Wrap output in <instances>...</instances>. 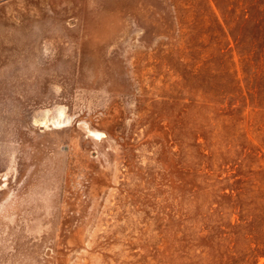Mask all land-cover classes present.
Listing matches in <instances>:
<instances>
[{
  "label": "rangeland",
  "instance_id": "374dc122",
  "mask_svg": "<svg viewBox=\"0 0 264 264\" xmlns=\"http://www.w3.org/2000/svg\"><path fill=\"white\" fill-rule=\"evenodd\" d=\"M0 264H264V0H0Z\"/></svg>",
  "mask_w": 264,
  "mask_h": 264
},
{
  "label": "trees",
  "instance_id": "16d2710c",
  "mask_svg": "<svg viewBox=\"0 0 264 264\" xmlns=\"http://www.w3.org/2000/svg\"><path fill=\"white\" fill-rule=\"evenodd\" d=\"M234 39L237 41V44L239 45L241 43V41H239L240 39L238 38V36L234 37ZM243 50L241 49L240 52H242Z\"/></svg>",
  "mask_w": 264,
  "mask_h": 264
},
{
  "label": "bare ground",
  "instance_id": "6f19581e",
  "mask_svg": "<svg viewBox=\"0 0 264 264\" xmlns=\"http://www.w3.org/2000/svg\"><path fill=\"white\" fill-rule=\"evenodd\" d=\"M44 114V113H43ZM42 117V116H41ZM41 117H39V118H41ZM38 119V118H37ZM49 120V119H48ZM57 126V125H56ZM94 135H96V136H99V134L98 133H94Z\"/></svg>",
  "mask_w": 264,
  "mask_h": 264
}]
</instances>
